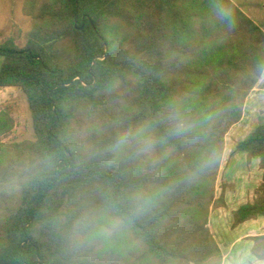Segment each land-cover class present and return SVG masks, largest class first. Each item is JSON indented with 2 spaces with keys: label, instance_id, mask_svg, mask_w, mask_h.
<instances>
[{
  "label": "trees",
  "instance_id": "trees-1",
  "mask_svg": "<svg viewBox=\"0 0 264 264\" xmlns=\"http://www.w3.org/2000/svg\"><path fill=\"white\" fill-rule=\"evenodd\" d=\"M217 3L231 9V26L217 18ZM24 13L32 19L27 43L20 47L14 37L0 43V90L26 96L34 140L4 143L15 123L9 110L0 112V180L18 159L44 151L58 153L63 175L73 157L70 129L93 114L126 122L180 93L192 94L205 112L227 111L214 122L216 164L177 190L167 220L146 230L142 250L73 257L42 225L78 185L114 178L110 169L93 165L60 188L53 179L17 194L0 192V264H223L210 218L227 207L226 185L220 197L216 193L226 136L242 121L261 80L264 29L232 0H26ZM116 81L119 88L109 91ZM90 139L100 137L93 132ZM236 149L249 162L258 158L264 171V123ZM191 159L180 152L170 174ZM257 192L264 194V183ZM232 217V229L264 217V199L240 206ZM251 240L253 256L264 260V235Z\"/></svg>",
  "mask_w": 264,
  "mask_h": 264
},
{
  "label": "clouds",
  "instance_id": "clouds-1",
  "mask_svg": "<svg viewBox=\"0 0 264 264\" xmlns=\"http://www.w3.org/2000/svg\"><path fill=\"white\" fill-rule=\"evenodd\" d=\"M215 14L231 26L228 6L217 3ZM260 74L264 76V67ZM118 88L116 81L109 91ZM226 111L227 106H220L205 112L192 94L180 93L126 122L93 114L87 123L70 129L73 157L63 175H58L60 158L55 151L27 155L11 165L6 181L0 180V192L17 194L53 179L60 188L69 178L87 175L93 165L110 169L113 179L78 185L61 207L45 214L42 225L73 257L110 252L127 256L144 248L150 225L167 220L165 212L177 190L196 183L216 164L213 127ZM93 132L99 140L90 139ZM180 152L191 153L192 159L170 174Z\"/></svg>",
  "mask_w": 264,
  "mask_h": 264
},
{
  "label": "rangeland",
  "instance_id": "rangeland-1",
  "mask_svg": "<svg viewBox=\"0 0 264 264\" xmlns=\"http://www.w3.org/2000/svg\"><path fill=\"white\" fill-rule=\"evenodd\" d=\"M232 1L264 29V0ZM25 3L26 0H0V43H4L12 37L17 39V44L20 47L27 43L28 33L32 30V19L24 13ZM2 62L3 58L0 56V69ZM244 108L242 121L233 126L226 136L225 155L216 187L217 197H220L222 189L226 185V199L230 207L228 206L225 211L220 213L214 210L210 222V228L213 234L215 233L214 237L224 252L225 248L228 247L225 243H230L233 237L231 233V211L248 202L264 199V194L256 192L257 188L248 183L249 176L259 184L262 182L256 169H251L249 166L244 167L243 171L237 167L235 169L230 168L232 161L237 159V144L246 139L258 125L264 123V76L261 77L260 82L247 98ZM7 110L10 111L15 126L3 142L34 140L29 103L21 90L15 88L0 90V112ZM222 218L227 219L226 224H223L225 225L224 231L218 226L221 224L218 221Z\"/></svg>",
  "mask_w": 264,
  "mask_h": 264
},
{
  "label": "crops",
  "instance_id": "crops-1",
  "mask_svg": "<svg viewBox=\"0 0 264 264\" xmlns=\"http://www.w3.org/2000/svg\"><path fill=\"white\" fill-rule=\"evenodd\" d=\"M246 166H249L251 169H256L257 175L261 176L262 182L260 184L254 179H251V177L249 176L248 183L253 184V186L257 188L256 189V192H257L260 186L264 183V171L260 168V160L258 158H252L251 161L249 162L246 153L238 152L237 159H234L232 161L230 168L235 169L237 167V168L242 169L241 171H243L244 167ZM250 180H253V181H250ZM229 182L231 183V181ZM226 203H227L226 208H218L216 210L219 213L221 211H225L228 208V206L230 207V204L227 201V199H226ZM239 207H236L231 211V220H232L231 222L232 223H233L232 213L236 211ZM218 212L217 214L220 215ZM211 221H212V215L210 218V222ZM218 222L221 223V224H218V226L222 229V231H224L225 225L223 224L224 223L226 224L227 219L222 218ZM216 230L218 231V229ZM231 233L233 235V237L231 238V242L225 243L226 246L228 247L225 248L226 250L224 252L223 264H239L240 261H243L244 264H255V262L258 261L259 259L255 258L252 254L254 242L251 240V238L256 237L258 235H264V217H260L257 220L248 221L244 224H241L235 229H232V224H231Z\"/></svg>",
  "mask_w": 264,
  "mask_h": 264
}]
</instances>
